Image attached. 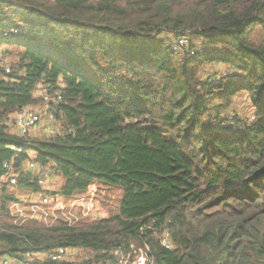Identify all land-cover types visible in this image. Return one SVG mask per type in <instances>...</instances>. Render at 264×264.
<instances>
[{"label": "trees", "instance_id": "trees-1", "mask_svg": "<svg viewBox=\"0 0 264 264\" xmlns=\"http://www.w3.org/2000/svg\"><path fill=\"white\" fill-rule=\"evenodd\" d=\"M0 45L18 50L11 73L0 64V181L16 144L56 169L64 197L122 190L117 211L47 225L15 223L0 183V259L67 246L119 264L133 246L153 264H264V0H0ZM209 64L231 71L204 80ZM41 88L63 92L48 108L61 133L21 136L15 113ZM239 93L254 118L232 128ZM18 186L39 189L32 174Z\"/></svg>", "mask_w": 264, "mask_h": 264}, {"label": "built area", "instance_id": "built-area-1", "mask_svg": "<svg viewBox=\"0 0 264 264\" xmlns=\"http://www.w3.org/2000/svg\"><path fill=\"white\" fill-rule=\"evenodd\" d=\"M9 33L10 31L6 32L5 35ZM11 33H19V30L14 29ZM176 42L173 50L183 54L188 46L189 38L183 37ZM2 62L6 74L11 73L12 65L8 57L3 56ZM36 94L42 99L43 108L39 109L35 105L16 111L13 131L24 137L38 132L48 137L59 135L61 133L60 125L54 113L48 111V108L51 104L63 100L62 90L50 93L41 88ZM10 149L14 151L15 157L4 163L5 173L0 183L7 184L18 198V200L9 203L8 206L15 223L36 219L47 225L60 222L76 225L101 216L104 210L99 207L101 203L99 185H92L85 193L64 197L60 193V189L55 187V177L60 178L55 168L39 163L34 150L16 144H11ZM22 154H27L28 157L18 169L15 159ZM22 174H32L38 181L39 189L34 191L29 188H20L18 180ZM18 191H21L25 196L21 197ZM161 240L163 246L171 247L169 232H165ZM87 258L88 256L83 249L62 246L51 252L28 251L22 253L21 258L6 256L0 259V264H45L46 261L51 262V264H87L85 261ZM114 258L119 264H153L149 262L144 251L137 250L133 246L129 251L118 248L114 253Z\"/></svg>", "mask_w": 264, "mask_h": 264}, {"label": "rangeland", "instance_id": "rangeland-1", "mask_svg": "<svg viewBox=\"0 0 264 264\" xmlns=\"http://www.w3.org/2000/svg\"><path fill=\"white\" fill-rule=\"evenodd\" d=\"M176 43L177 42H173L172 46H174ZM199 47H198V50L200 49ZM186 51L187 50L185 49V51L183 53L184 55L186 54ZM17 52H18V50H16V48H14L13 46H10L9 49H7V51H4L3 45H0V64L3 65V62H2L3 56L8 57L10 62L16 61ZM191 54H193V52ZM215 67H216V65H214V64L210 65L209 64L208 66H206V72L203 71V70H205L203 68L202 71H203V79L204 80L207 79L209 77V75H211L210 79L211 78L218 79V76H225V75H227V73L229 71H231V69L226 64H222V65H220V67H216V68ZM209 69H211L213 71L210 74L207 73V71H209ZM43 106H44V104L42 102L37 104V107L39 109L43 108ZM252 108L253 107H251V104H250L249 93L237 94L233 100V103L228 108L223 110V114H226V117H228V119L230 120V121L227 120L225 125H229L232 128H237L239 126L238 123L235 122L236 120L234 121V119H232V115L233 116L238 115L244 121L249 120V118H250V120H253ZM54 180H55V187L59 188V185L61 186V184H62L61 178L55 177ZM20 193H21V191H18V194H20ZM121 194H122L121 189H116V188L111 189V190H104L103 189L101 197H100L101 203H100L99 207L101 209H103L104 212L108 211V210L110 211V209L112 211H117V209L119 207ZM23 196H25V195H23V193H22L21 197H23Z\"/></svg>", "mask_w": 264, "mask_h": 264}, {"label": "crops", "instance_id": "crops-1", "mask_svg": "<svg viewBox=\"0 0 264 264\" xmlns=\"http://www.w3.org/2000/svg\"><path fill=\"white\" fill-rule=\"evenodd\" d=\"M20 194H22V193H20Z\"/></svg>", "mask_w": 264, "mask_h": 264}]
</instances>
